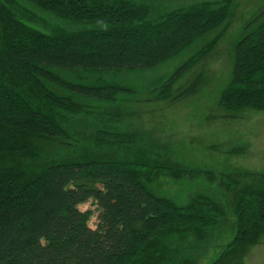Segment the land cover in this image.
Returning a JSON list of instances; mask_svg holds the SVG:
<instances>
[{"label":"trees","instance_id":"trees-1","mask_svg":"<svg viewBox=\"0 0 264 264\" xmlns=\"http://www.w3.org/2000/svg\"><path fill=\"white\" fill-rule=\"evenodd\" d=\"M155 1L0 0V264H194L225 222L221 193L195 192L184 203L155 193L161 174L192 170L150 155L141 132L114 129L109 111L87 103H116L131 90L106 73L155 69L202 42L159 86L156 96L167 98L231 17L230 0L171 9ZM233 56L219 105L264 110V17ZM38 138L65 148L43 155ZM242 175L252 181L222 174L233 235L209 264H242L264 231V172ZM88 199L95 227L79 208Z\"/></svg>","mask_w":264,"mask_h":264},{"label":"rangeland","instance_id":"rangeland-1","mask_svg":"<svg viewBox=\"0 0 264 264\" xmlns=\"http://www.w3.org/2000/svg\"><path fill=\"white\" fill-rule=\"evenodd\" d=\"M230 1L231 17L216 43L199 61L174 77L167 98L156 96L159 86L202 42L155 69L106 73V78L125 82L131 90L119 93L116 103L87 101L102 114L110 112L109 124L114 129L141 132L142 145L150 155L192 170L193 174L180 178L161 174L151 186L155 193L179 203L195 192L212 197L221 193L226 205L225 222L200 244L194 264L211 263L233 235L231 194L226 193L222 174L244 184L252 180L242 173L264 172V110L228 112L219 105L221 91L232 75L235 43L264 17V0ZM191 3L156 0L154 6L171 9ZM218 32H211L206 39ZM34 140L43 155L52 157L65 148L56 139ZM79 208L88 213L89 226L95 227V201L88 199ZM241 260L242 264H264V231L247 247Z\"/></svg>","mask_w":264,"mask_h":264}]
</instances>
